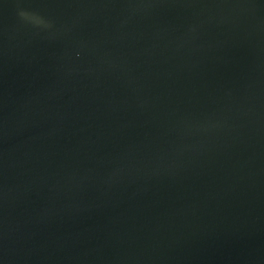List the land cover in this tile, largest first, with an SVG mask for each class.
Listing matches in <instances>:
<instances>
[{
    "label": "water",
    "instance_id": "1",
    "mask_svg": "<svg viewBox=\"0 0 264 264\" xmlns=\"http://www.w3.org/2000/svg\"><path fill=\"white\" fill-rule=\"evenodd\" d=\"M0 264H264V0H0Z\"/></svg>",
    "mask_w": 264,
    "mask_h": 264
}]
</instances>
